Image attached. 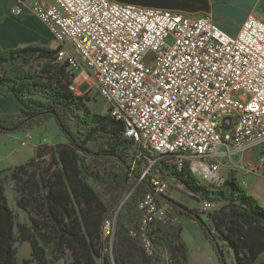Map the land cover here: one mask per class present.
I'll return each mask as SVG.
<instances>
[{"label": "built area", "instance_id": "built-area-1", "mask_svg": "<svg viewBox=\"0 0 264 264\" xmlns=\"http://www.w3.org/2000/svg\"><path fill=\"white\" fill-rule=\"evenodd\" d=\"M8 12H30L45 25L55 61L67 63L69 88H93L102 113L122 122L136 157L148 162L142 176L164 157L214 188L230 171L244 187L247 174L264 180V20L255 13L230 35L206 13L118 0H15ZM151 181L130 231L149 255L152 227L167 220L155 196L169 190L162 175ZM216 206L205 200L196 208L205 215ZM114 227L107 219L104 235Z\"/></svg>", "mask_w": 264, "mask_h": 264}, {"label": "trees", "instance_id": "trees-1", "mask_svg": "<svg viewBox=\"0 0 264 264\" xmlns=\"http://www.w3.org/2000/svg\"><path fill=\"white\" fill-rule=\"evenodd\" d=\"M118 1L188 12L209 7L208 0ZM56 53L40 44L0 46V84L20 103L18 112L0 113V132L26 131L52 118L65 137L53 144L40 142L30 159L0 170V264H161L160 247L168 251L169 264H189L181 228L175 225L182 216L201 225L219 264H226L227 257L233 264H255L264 251V205L236 181L234 171L214 188L163 157L142 176L148 162L136 157L122 122L87 107L86 94L69 88L67 63L55 61ZM156 174L186 196L217 206L203 218L170 190L156 195L158 204L167 206V220L152 227L149 255L139 233L130 231L139 225V202L153 191ZM93 178L109 190V198L93 187ZM7 185L15 205L26 212L29 228L17 222ZM112 218L113 235H104V223ZM20 238L30 242L31 251L18 261Z\"/></svg>", "mask_w": 264, "mask_h": 264}, {"label": "crops", "instance_id": "crops-1", "mask_svg": "<svg viewBox=\"0 0 264 264\" xmlns=\"http://www.w3.org/2000/svg\"><path fill=\"white\" fill-rule=\"evenodd\" d=\"M9 1L0 0V46L2 48H16L29 44H40L53 47L52 36L45 25L30 12L19 15L9 13ZM38 1L46 4L53 2V0ZM208 3L207 10L193 12L209 14L216 24L230 35H236L239 32L249 13H255L264 20V0H208ZM19 108V101L0 84V113L18 112ZM36 128L20 131L21 134H19V131L0 132L7 136L3 138L2 151H0V166L2 168L13 167L27 161L33 156L35 147L40 142H46L45 131H38ZM27 133L32 136L30 143L22 146L20 141ZM244 179L247 181L245 186L247 192L256 198L261 205H264V180L255 174H247ZM188 199V201L183 202L189 207H196L200 203L194 198L188 197ZM175 225L181 228V233L186 230L196 240L195 254L198 257L197 259L203 258V255L208 253L213 257L212 264H219L213 246L205 236L199 223L189 217L182 216L175 220ZM204 260L206 262L203 264H209L205 258ZM188 261L189 264H192L189 258ZM255 264H264V251L258 256Z\"/></svg>", "mask_w": 264, "mask_h": 264}, {"label": "rangeland", "instance_id": "rangeland-1", "mask_svg": "<svg viewBox=\"0 0 264 264\" xmlns=\"http://www.w3.org/2000/svg\"><path fill=\"white\" fill-rule=\"evenodd\" d=\"M85 94L87 96V99H85V102H86L87 107L90 110L95 111V112H101V113H102V111L103 112L105 111L104 110V102L98 96V94L95 92V90L93 88H89ZM36 130L45 131V136L47 138V140H46L47 144H51L53 142L55 143L58 141H64L65 140V137H64L62 131L59 129L58 125L56 124V122L52 118L49 119L48 121H46L45 124H43L42 126H38L36 128ZM19 134H21V132ZM6 137H7L6 135L0 133V151H2L1 146L3 145V138H6ZM91 183H92L93 187L98 191V193L103 198H109L110 197L109 190L106 187H104L103 184L98 181V179L93 178ZM6 190H7L6 192H7L8 201H9L11 207L15 211L17 222L24 224L25 227L29 228L30 221L28 220V216H27L26 212L19 209L15 205L14 192H13L12 187L10 185H7ZM169 190L171 191V195L175 199H179L181 201H188L189 200L188 196H186L180 190L173 188V187H170V186H169ZM202 217L204 218L205 215H202ZM181 238L187 246L188 258L190 259L192 264H203L204 262H206L204 260V258L207 260V262L209 264H212L213 257H211L208 253H205L203 255V258L197 259L198 257L195 254L196 240H194L188 234V232L186 230L181 233ZM111 239H112V236H111ZM16 247H17V259H18V261L22 260L23 258L29 257L31 247H30V242L27 239L20 238L19 242H17ZM157 253H158L157 255H158V258L160 259L161 264H169V253L164 247H160L159 249H157ZM231 253L233 256L235 255V250L233 248L231 249ZM60 264H65V263H63L61 261ZM226 264H233L232 259L230 257L226 258Z\"/></svg>", "mask_w": 264, "mask_h": 264}, {"label": "water", "instance_id": "water-1", "mask_svg": "<svg viewBox=\"0 0 264 264\" xmlns=\"http://www.w3.org/2000/svg\"><path fill=\"white\" fill-rule=\"evenodd\" d=\"M170 201L173 202V203H176V201H175L174 199H170ZM186 209H187V208H186Z\"/></svg>", "mask_w": 264, "mask_h": 264}]
</instances>
